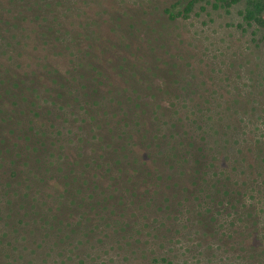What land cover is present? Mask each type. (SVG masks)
<instances>
[{
    "label": "trees",
    "instance_id": "16d2710c",
    "mask_svg": "<svg viewBox=\"0 0 264 264\" xmlns=\"http://www.w3.org/2000/svg\"><path fill=\"white\" fill-rule=\"evenodd\" d=\"M18 1L20 9L0 21V234L5 237L11 229L16 235L20 225L30 235L44 233L42 237H50V232L58 237L77 233L75 237H92L112 227L121 234L133 224L134 210L129 209L134 203L148 205L162 198L161 206L168 208L172 194L192 189L197 199L206 192L204 203L192 210L213 224V209L223 205L217 194L227 199L229 190L221 183L224 174L209 157L215 161L224 151L235 163L240 156L245 159L238 139L245 113L228 103L210 111L196 105L186 112H170L161 105L163 92L155 82L163 71L149 56L164 26L187 18L196 4L211 0H184L178 11L177 4H171L157 14L152 11L146 22L130 15L125 25L121 16L111 17L112 34L119 30L124 35L96 45L74 44L84 33L77 29L60 42L80 54L76 62L65 66L35 62L10 72L13 68L9 63L4 68L3 62L13 40L12 23L39 20L41 11H48L38 0ZM213 1L224 9L243 4L240 26L264 32V0ZM29 23L31 47L26 53L36 60L37 36L48 38L51 32L39 28L35 20ZM60 43L47 46L58 49ZM104 50L109 57H100ZM160 77L168 87L169 81ZM174 99L184 105L188 101ZM162 120L165 127L153 131L152 123ZM256 143L255 156L261 159L264 176V149ZM186 174L193 177V185L203 177L206 189L185 183ZM209 174L215 178L212 183ZM217 184L225 189L214 191Z\"/></svg>",
    "mask_w": 264,
    "mask_h": 264
},
{
    "label": "rangeland",
    "instance_id": "374dc122",
    "mask_svg": "<svg viewBox=\"0 0 264 264\" xmlns=\"http://www.w3.org/2000/svg\"><path fill=\"white\" fill-rule=\"evenodd\" d=\"M38 1L39 5H46L48 14L41 11L40 19L33 20L39 28L50 30V36H37L35 55L38 59L34 60L26 53L31 47L26 27H32L29 22L33 23V20L27 18V23H12L10 37L13 40L6 49L7 59L3 62L4 68L8 63L13 68L10 72L20 66L30 67L35 62L64 66L67 62H76L80 54L60 42L77 29L84 33L76 37L74 44L96 45L107 38L113 40L124 35L119 30L112 34L111 17L121 16L125 25L129 23L126 18L130 15H135L138 22H146L153 16L152 11H161L171 4H177L178 11L184 2ZM20 3L18 0H0V21L9 11H18ZM242 9L243 4L229 9L215 7L213 0L196 4L187 18H178L161 29L160 41L153 43L150 46L152 52H149L163 71L156 76L155 82L163 92L161 105L170 112H186L196 105L210 111L217 109V105L222 108L231 104L245 113L239 123L243 134L238 138L242 152L247 154L245 159L240 156L239 162L235 163L224 151H221L224 155L215 156V161L209 157L214 167L224 174L221 183H226L229 190L227 199L217 194L223 205L213 209V224H207V216L199 218L192 210L203 204L206 196L204 191L197 199V193L193 196L195 191L190 193L192 189L188 194H172V204L168 208L165 204L161 206L162 198L148 205L134 203L129 209L134 210L133 224L127 232L121 229V234L115 233L113 227L105 234L97 235V232L92 237H75L79 233L58 237L55 232L47 235L50 237H42L45 234L38 232L30 235L21 225L13 235L9 229L7 236L0 234V264H264V176L261 159L255 156L257 141L264 149V32L240 26ZM129 29L126 26V30ZM120 42L118 40L121 46ZM52 43H60L56 46L58 49L47 46ZM121 48L125 50L123 45ZM89 52L93 54L91 49ZM100 57H109L108 51L104 50ZM107 69L112 70L108 65ZM160 75L169 81L168 87L163 86L164 79H160ZM176 97L188 101L185 105L175 103ZM179 117L182 118V113ZM163 121L160 124L153 122V131L164 128ZM147 125L149 127V123ZM143 145L146 146L144 142ZM185 176L188 185L196 187L197 184L206 189L203 177L198 176L193 185V177ZM212 177V174L207 175L210 183L215 179ZM223 189L217 184L214 191ZM204 224L207 227H203Z\"/></svg>",
    "mask_w": 264,
    "mask_h": 264
}]
</instances>
